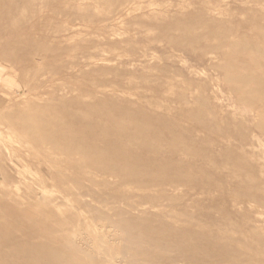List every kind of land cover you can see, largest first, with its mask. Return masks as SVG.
Masks as SVG:
<instances>
[{
	"label": "rangeland",
	"instance_id": "obj_1",
	"mask_svg": "<svg viewBox=\"0 0 264 264\" xmlns=\"http://www.w3.org/2000/svg\"><path fill=\"white\" fill-rule=\"evenodd\" d=\"M0 264H264V0H0Z\"/></svg>",
	"mask_w": 264,
	"mask_h": 264
},
{
	"label": "bare ground",
	"instance_id": "obj_2",
	"mask_svg": "<svg viewBox=\"0 0 264 264\" xmlns=\"http://www.w3.org/2000/svg\"><path fill=\"white\" fill-rule=\"evenodd\" d=\"M83 243V242H82ZM77 244V243H76ZM88 248V247H87ZM88 250V249H87ZM45 252V251H44ZM49 252V251H48ZM41 253V252H40ZM54 253V252H53ZM33 257V256H32ZM44 257V256H43ZM48 257V256H47ZM50 257V256H49ZM52 257V256H51ZM36 258H38V257H36ZM114 261V260H113ZM48 262V261H47ZM114 263V262H113Z\"/></svg>",
	"mask_w": 264,
	"mask_h": 264
}]
</instances>
